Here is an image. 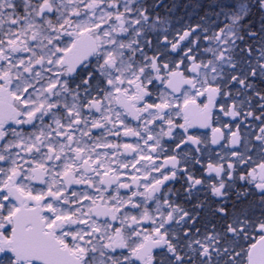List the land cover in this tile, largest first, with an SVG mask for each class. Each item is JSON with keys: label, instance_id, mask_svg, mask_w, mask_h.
<instances>
[{"label": "snow or ice", "instance_id": "snow-or-ice-1", "mask_svg": "<svg viewBox=\"0 0 264 264\" xmlns=\"http://www.w3.org/2000/svg\"><path fill=\"white\" fill-rule=\"evenodd\" d=\"M0 264H264V0H0Z\"/></svg>", "mask_w": 264, "mask_h": 264}]
</instances>
